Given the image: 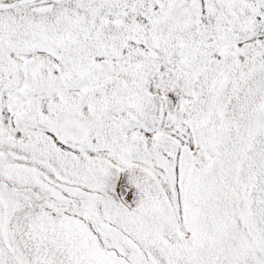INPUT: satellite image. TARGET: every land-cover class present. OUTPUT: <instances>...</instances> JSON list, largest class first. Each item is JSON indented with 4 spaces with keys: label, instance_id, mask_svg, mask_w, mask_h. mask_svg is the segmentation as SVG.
<instances>
[{
    "label": "snow or ice",
    "instance_id": "6c2138e0",
    "mask_svg": "<svg viewBox=\"0 0 264 264\" xmlns=\"http://www.w3.org/2000/svg\"><path fill=\"white\" fill-rule=\"evenodd\" d=\"M0 264H264V0H0Z\"/></svg>",
    "mask_w": 264,
    "mask_h": 264
}]
</instances>
